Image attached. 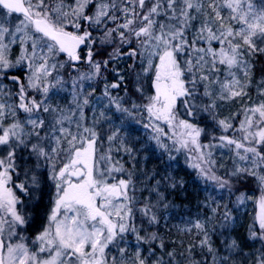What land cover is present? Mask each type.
Masks as SVG:
<instances>
[{
    "label": "snow or ice",
    "instance_id": "obj_1",
    "mask_svg": "<svg viewBox=\"0 0 264 264\" xmlns=\"http://www.w3.org/2000/svg\"><path fill=\"white\" fill-rule=\"evenodd\" d=\"M127 60L133 64L124 69ZM261 60L264 0H0V264H230L233 253L247 264L230 238L237 209L220 202L224 195H206L201 206L210 215L176 226L195 232V242H181L182 251L164 253L167 260L157 256L165 248L159 226L175 207L168 189L183 183L156 179L158 172L141 179L112 153L135 159L121 130L146 113L152 139L167 150L160 123L171 126L175 150L192 145L191 167L216 191L231 196L234 182L249 180L264 189V77L256 86L261 99L241 109L238 127L216 119L218 101L251 99ZM122 84L127 100L113 95ZM180 111L239 134L213 137L239 162L226 176L212 171V153L203 150L215 145L200 143L208 130L179 119ZM21 174L27 179L18 183ZM255 203L248 240L260 247L250 255L264 264V191ZM214 235L225 237L228 257Z\"/></svg>",
    "mask_w": 264,
    "mask_h": 264
},
{
    "label": "rangeland",
    "instance_id": "obj_2",
    "mask_svg": "<svg viewBox=\"0 0 264 264\" xmlns=\"http://www.w3.org/2000/svg\"><path fill=\"white\" fill-rule=\"evenodd\" d=\"M66 6H70L73 5L74 0H64L63 2ZM17 54H18V49L16 50ZM61 60H63L64 58L61 57L59 58ZM133 64V61H132ZM253 77H255L252 74V84L253 86L251 88L248 89L249 92V96L251 97V99L249 100L248 97H244V98H238L235 100H231V101H227V102H217V107H216V117H218V120H227L228 122H230L233 125V128L238 127L239 121L241 119H243L242 115H238V113L241 112L242 108L248 107L250 106L252 103L255 102H259V100L261 99V97L258 96L257 91H256V86L258 81L261 80L262 77H264V74H260L258 77H256V79H254ZM7 83V82H6ZM131 84H129L130 86ZM128 86V87H129ZM132 87V85H131ZM120 88H123L122 91L124 92L121 96L125 98V100L128 99V97L125 94V90L124 87L121 86ZM100 89L99 87L97 88V93H99ZM129 91H131V88H129ZM118 91H113V95H118L117 93ZM133 99H135L134 95H133ZM56 100H58L61 104H64L65 101L61 100L60 97H56ZM137 103V102H136ZM141 103V102H140ZM126 106L130 107L131 105H127ZM179 117L181 119H189L191 122L194 123H198L200 127L205 128L202 123L200 122V120L202 118L200 117V114L196 115L195 117H188L186 116L183 111H180L179 113ZM86 115L88 116L89 120L91 119L92 114L90 112H88L86 110ZM144 117V118H143ZM235 117V118H233ZM237 118V119H236ZM149 120L147 117L146 113H137L136 114V121L133 122H126V126L125 128H123L121 130V136L125 138V144L127 147H130L134 150L135 152V158H140L139 157V153H142V151L148 150L149 147H151V150L154 148L156 154L160 153L164 148H161V150L158 148V144H155L156 141L154 139H152L153 136H155V134H150V130L151 128H145L143 127V125L148 124ZM162 128H163V132L166 135H161L160 138L162 137H166V141L168 139L169 140V145L166 143L165 145L168 146L167 148V152H168V159H169V163L168 165H164L163 166V170L161 171V176H171L173 177L175 180L178 181H182L183 185L185 183V181L183 180V174H185V176H188V171L194 170L195 174H198V169L191 167V165L196 162L194 157L197 155V153L195 151H192V145H189L188 149H181L179 152H177L175 149L179 147V145H175V147L173 146L174 144V139L176 138L175 136V132L173 130V128L171 126H166L163 122H161ZM228 131V130H227ZM148 132V133H147ZM110 134V133H109ZM227 136H229L230 138H236L239 139V134L234 132L233 130L229 131V134H226ZM213 137H218V136H211L208 138V141H204V135H201L200 137V143L201 145H215L214 147H210V148H205L203 149L205 152L210 151L212 153L211 159L215 161V165L212 167V171H217L215 172L218 176L221 173L222 175H227V173L231 172L235 166L238 165V161L235 159V154H234V149H229L227 147L221 146L218 140H214ZM163 143V142H162ZM164 144V143H163ZM109 145L107 144V142H105L104 144V148L100 149L102 152L108 147ZM171 146V147H170ZM99 144H98V148H99ZM111 147L113 149H115L116 147H118V143H114L113 145H111ZM166 151V149H164ZM175 153V156H174ZM146 154V153H145ZM113 158L115 160H119L125 168L129 169V170H133V164L135 165V159H131L123 150H121L119 153L115 152V150L112 153ZM171 157V159L169 158ZM174 157H176L174 160ZM148 156L146 154L144 159H147ZM141 160V158H140ZM141 162V161H140ZM183 162V163H182ZM131 163V165H130ZM137 168V166H135V169ZM145 170V171H144ZM147 172L149 174H151V170L150 168L146 167L144 169L141 170V172L138 175H142V173ZM184 171V172H183ZM155 172V171H154ZM143 177V175H142ZM181 177V178H180ZM14 179H16L14 177ZM26 177L21 174L19 180H17V182H26ZM143 179V178H142ZM156 179H160L159 176L156 177ZM197 183V185L192 184V188L191 191L192 192H196L198 193L200 190L202 198L199 201L198 204H201V202L204 201L205 196L208 194H212L214 195L218 200L220 195H224L225 198L223 201H220L221 203H225L226 199H229V195L216 191L215 190V186L212 184L211 181H203L202 182H198L197 179H194ZM192 180H190L191 182ZM251 180L247 181L248 186L247 187H243L239 190H234L233 192H236V197L240 196L241 194H243L246 199L244 200V202L242 204H236V197L233 198L234 203L233 205L236 206V211L233 212V215L236 216V220H235V224L233 226V229L230 232V238L231 239H235L237 240L242 249L243 252L248 254V261L247 263L252 264V257H251V250H244V243H243V239L241 238V232L237 233L236 236V229H240L242 228V226L244 224H246V222H250V220H252V218L255 216L256 214V210L255 208L257 207L255 201L258 200V197L260 196L259 192L264 191V189L259 188L255 186L254 184L250 183ZM235 184V182H234ZM137 187H142L141 184H138ZM256 187V188H255ZM181 187L178 185L174 190L169 188L168 192L170 193V201L171 203L175 206L174 202L177 200L176 197V192L179 193V196H186V192H182L181 191ZM46 193H50V189L49 188H45L44 189ZM19 194V193H18ZM178 196V197H179ZM197 202V199H196ZM50 203L49 200V195H45L44 198V204L45 206H48ZM176 208L174 207L173 211ZM171 214L173 217L178 216L175 212L172 213H167L168 217L171 218ZM210 215V213L208 212V209L205 207H202L200 205L199 210L195 209V213L192 214L190 212H187L181 216H179L178 218V222L176 224V226L179 227H184L188 220H196V219H202L204 217V215ZM174 220L171 219L169 222H173ZM166 222H162L163 226H166ZM175 225V223H173ZM189 227L191 225H188ZM176 229L178 230V228L176 227ZM37 230L38 227H37ZM30 232L32 231L31 229L29 230ZM187 237H183L182 239L179 240V244H181V242L183 243L184 247H187L190 243L195 242V240L197 239L195 232L190 233V234H186ZM240 236V237H239ZM190 238V239H189ZM225 237H216L215 235L212 237L214 246H216L217 248H219L221 250L220 254L228 257L229 253L227 251L223 250V241H224ZM131 240V238H130ZM175 249L177 252L182 251V249L180 248H167L165 246L164 250L161 251L158 247L156 248V252H157V256H163L165 260L168 259V257L166 255H164V253H166L167 251H171ZM135 249L131 246V244L129 245V250H128V256H131L132 253H134ZM182 258L180 256H177V260H181ZM245 260V257L243 255H236V254H232L230 257V264H241L242 261ZM130 264V262H129Z\"/></svg>",
    "mask_w": 264,
    "mask_h": 264
},
{
    "label": "trees",
    "instance_id": "obj_3",
    "mask_svg": "<svg viewBox=\"0 0 264 264\" xmlns=\"http://www.w3.org/2000/svg\"><path fill=\"white\" fill-rule=\"evenodd\" d=\"M63 2H64V0H63ZM109 26L111 27V25H109ZM69 30H71V29H69ZM62 57H63V55H62ZM132 61L133 60H127L126 62H124V69H128V65H131ZM260 65H264V60H261ZM260 65H257V67L254 69V72H253V75L255 76V77H253L254 79H256V77H258L260 74H264V71L261 70V66ZM14 74H19V73H14ZM108 80H109L110 83L111 82H115V77L109 75ZM125 83H127L128 86H129V84H131L130 70H129L128 74L125 75ZM121 86L124 87L123 84ZM129 88H131V85L129 86ZM122 89L123 88L115 90V91H118L117 93H118L119 96H121L124 93L122 91ZM134 97L136 99L135 102H137V103L141 102V98L139 96L134 95ZM127 105H129V104H127ZM178 118L181 119L179 117V114H178ZM199 118H202L200 120V122L202 123V125L209 132L208 135H204V141H208V138L211 137V136H221V135H226L227 133L229 134V131L233 130V129H228V131H224V130L220 129L218 125H214L208 119V117L205 114H203V113L200 114ZM216 119L218 120V117H216ZM160 127L162 128L161 123H160ZM151 133L155 134L152 131V129L150 130V134ZM160 140L164 144L167 143L169 145V140L170 139H168L166 141V137H162V138H160ZM155 144H157V143H155ZM158 148L161 150L160 146H158ZM145 153L147 154L148 158L143 160V157L145 158V156H146ZM174 156H175V153H174ZM139 157L141 158V160H140V158H135V162H136L137 165L132 163L134 166H137V168L135 169L136 175H138L141 172L142 169L148 167V168H150L151 172H154V171L158 172L160 174L159 175V177H160L161 176V171L163 170V166L165 164L168 165V163L170 162L169 159H168V152H167V150L165 151L164 149L160 153L156 154L155 149L153 148L151 150V147H149L148 150H145V151H142V153H139ZM175 158L176 157H174V160H176ZM137 161L139 163H137ZM130 165H131V163H130ZM187 172L189 174L188 176H185V174H183V180L185 181V183H184V185H183V187L181 189L182 192H186L187 194H186V196L180 197L179 193L176 192L175 195L177 197V200L174 202L176 209L174 211L172 209L169 212V213L175 212L178 216L173 217L172 214H171V218L169 217V220L166 222V226H163L162 225L163 223H161V225L159 226V233H160V235L162 236V238L164 240L165 246L167 248H169V249H171L172 247L173 248L176 247V248L180 249L179 240L182 239L183 237L184 238L187 237L185 233L180 232V231H178L176 229V224L179 223L178 222V219H179L178 217L183 215V214H185V213H187V212H190V213L194 214L195 213V209L199 210L200 205H201V204H198V203H199V201L202 198V195H201V192H200L202 190H200L198 193H196V192H192L191 188H192V184L197 185V183H196V181L194 179H197L199 183L200 182L203 183L204 180H203V178L200 175L195 174L194 170H191V171L187 170ZM215 172H217V171H215ZM140 176H141V179H142L143 178L142 175H140ZM219 176H225V175H222L220 173ZM190 180H192V181L190 182ZM250 183L254 184L255 186L258 187L257 183H255L254 181H251ZM247 186L248 185L245 184V183L244 184L235 183L233 189L234 190H239V189H241L243 187H247ZM259 188H261V187L259 186ZM236 194H237L236 192H233L231 194V196H228L229 199H226L225 203L233 204L234 203L233 198L236 197ZM259 194L261 195L262 192H259ZM196 199H197V202H196ZM255 210L257 211V207L255 208ZM171 219H173L174 221L170 223L169 221ZM173 223H175V225ZM252 223H253V218H252V220H250L249 223L246 222V224H244L242 226V228H240V229L238 228V229L235 230L236 236H237V233L241 232V238L243 239V243H244V250H251V253L254 251V249L260 247V245L258 243H253V242L248 240V230H249L250 226L252 225ZM152 230H156V229H152ZM216 237L217 236L215 235V238ZM171 239L174 240V242L172 243L173 246L168 241V240H171ZM214 244H216V243H214ZM247 264H250V263H247Z\"/></svg>",
    "mask_w": 264,
    "mask_h": 264
},
{
    "label": "bare ground",
    "instance_id": "obj_4",
    "mask_svg": "<svg viewBox=\"0 0 264 264\" xmlns=\"http://www.w3.org/2000/svg\"><path fill=\"white\" fill-rule=\"evenodd\" d=\"M170 242V244L172 245V243L174 242V240H168ZM173 246V245H172ZM170 247V246H169Z\"/></svg>",
    "mask_w": 264,
    "mask_h": 264
}]
</instances>
